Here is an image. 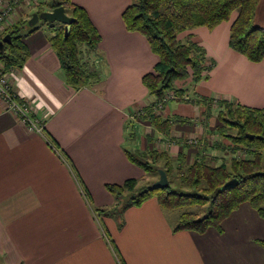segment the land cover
Wrapping results in <instances>:
<instances>
[{"label": "crops", "instance_id": "0c3cea01", "mask_svg": "<svg viewBox=\"0 0 264 264\" xmlns=\"http://www.w3.org/2000/svg\"><path fill=\"white\" fill-rule=\"evenodd\" d=\"M93 1L72 2L85 9L100 36L97 80L77 89L66 84L47 35L36 30L22 39L28 56L11 68L9 82L14 100L29 105L41 131L0 99V264H264L257 243L264 241V219L247 203L231 212L221 231L203 233L174 232L179 216L171 220L154 198L122 214L125 202L118 200L112 217L96 215L93 206L114 205L106 185L157 180L131 163L126 150L227 160L217 146L227 144L217 135L220 102L264 110V59L251 62L231 50L230 20L181 33L179 39L204 50L206 67L199 81L188 77L193 99L184 98V89V99H175L189 100L190 107L165 103L156 113L173 120L165 134L150 123L146 109L153 99L142 84L158 57L142 35L126 30L121 13L128 0ZM107 1L113 6H104Z\"/></svg>", "mask_w": 264, "mask_h": 264}, {"label": "trees", "instance_id": "16d2710c", "mask_svg": "<svg viewBox=\"0 0 264 264\" xmlns=\"http://www.w3.org/2000/svg\"><path fill=\"white\" fill-rule=\"evenodd\" d=\"M259 0H132L122 12V20L129 32L142 35L150 50L158 57L153 71L142 77V84L153 102L146 109L151 125L167 134L170 122L154 111L168 92L180 96L182 89L175 82L191 77L200 80L205 70L204 50L196 43L183 42L179 35L198 27L209 30L222 22H231L228 45L231 50L243 55L251 62L264 59V28L254 26L253 18ZM35 13L63 7L64 12L75 19L64 33V25L43 21L51 35L50 47L58 57L65 82L72 88H81L97 80L94 66H90L93 52H97L100 36L84 8L71 0H40ZM28 19L19 18L0 34V40L10 35V43L0 49V62L7 69L20 67L28 53L22 39L35 32L36 25L23 34ZM84 45L87 57L79 46ZM189 101V100H188ZM216 119L219 137L227 144L217 142L218 149L226 150L231 157L221 164H211L205 156H195L186 164L183 154L172 158L165 151L126 150L127 159L140 167L146 175H158L162 169L168 186L164 189L145 188L131 194L120 209V213L131 206H139L154 198L166 210L183 207H205V214L183 212L179 215L174 232L193 231L203 233L209 228L221 231V223L242 203H247L260 218L264 219V110L249 108L238 103L220 102ZM180 120V119H177ZM160 163V165H159ZM175 181L187 192L173 190ZM232 181V183H231ZM230 183L229 186L226 185ZM137 180L129 179L122 185H106L107 191L120 198L126 191L132 192ZM264 249V241H257Z\"/></svg>", "mask_w": 264, "mask_h": 264}, {"label": "rangeland", "instance_id": "374dc122", "mask_svg": "<svg viewBox=\"0 0 264 264\" xmlns=\"http://www.w3.org/2000/svg\"><path fill=\"white\" fill-rule=\"evenodd\" d=\"M71 1H74V2H76V1H79L80 2V0H71ZM99 2V3H101V1L100 0H94L93 1V4H95V2ZM104 2V1H103ZM108 2V1H107ZM132 2V0H128V3H127V5H125L126 7L130 4ZM106 3V2H105ZM108 6L107 5H104V6H106V7H111V6H113V4H114V1H109L108 3ZM89 6H91V5H89ZM123 6V5H122ZM126 7H123L124 9L126 8ZM123 9V10H124ZM21 11H23V13H22V17L24 18V19H31V17H32V15L35 13V8L33 7V6H31V4L30 5H28V6H25L24 8H22V10ZM122 14V13H121ZM235 13H233L232 15H231V17H230V22H232L233 20H234V18H235ZM20 18H21V16H19ZM36 26H37V30H39V31H41L42 33H43V35H47V38L49 37V35H51V33H50V31H49V28L47 27V25L42 21V20H39L36 24H35ZM253 25L254 26H258V27H262V28H264V0H259V2H258V4H257V6H256V8H255V12H254V18H253ZM34 26V25H33ZM30 27H32V26H29L28 24H27V26L23 29V30H21V33L23 34L25 31L27 32V30L30 28ZM205 28V27H204ZM230 31V30H229ZM183 42H186V40H183ZM79 50H81L83 53H82V55L83 56H85V59H86V57H87V51H85L86 50V48H85V46L84 45H81V46H79ZM96 55H97V52L95 53V52H93V56L91 57V58H89L90 59V66L92 67V65L94 66H96L97 67V65H96V62H97V60L95 59V57H96ZM94 66V67H95ZM94 70H95V68H94ZM97 70V69H96ZM190 85H192V82H191V80L189 79V78H186V79H183V80H178V81H176L175 82V87L176 88H178V87H180L181 89H184V93L186 92V93H188L187 95H184V98H186V99H193V96L190 94V92H188V86H190ZM183 97H182V99H184ZM166 103H168V105H170V103L172 104V105H175V104H178V103H182L183 105H188L189 107L191 106V104H189V103H191V102H189L188 100H169V101H167ZM164 105H165V103L162 105V108L164 107ZM162 108L161 109H158V110H156V113H159V112H161V110H162ZM218 135V134H217ZM219 136V135H218ZM223 138H221V140H222ZM190 144H194V145H196V140L195 141H188ZM138 145V144H137ZM156 151H158V150H156ZM166 152V151H165ZM231 157V155H229L228 154V156H227V159H229ZM207 161H209L208 159H207ZM186 162V164H190L192 161L191 160H188V161H185ZM211 164H213V165H215L213 162H211V161H209ZM159 165H160V163H159ZM146 175V174H145ZM152 177V179L154 178H156V179H158V175H147V177ZM170 186H171V188L173 189V190H177V191H180V192H187L188 190L186 189V188H180L178 185H177V183L175 182V181H171L170 183ZM150 183H148L147 182V180L146 181H144V180H142V179H139V183H138V185L135 187V189L132 191V192H125L120 198H116V196L115 195H113L112 193H110L109 191H107L106 190V195H108L112 200H110V202H114V205L113 206H111V207H97V205H95V206H93V210H95V213H96V215L97 216H100L102 213H103V215H105L106 217H112L113 216V210H112V207L114 208V212L117 210V207L115 206V203L119 200V201H121V203H124L125 201H126V199L131 195V194H136V193H138L139 191H141L142 189H145V188H149L150 187ZM100 199V201H102L101 200V198H99ZM104 202H106V201H104ZM205 207H183V208H178V209H173V210H169L168 211V215H169V218L172 220L173 218L176 220V218L181 214V213H183V212H196V213H198L200 216H202V215H204L205 214ZM237 223V222H236Z\"/></svg>", "mask_w": 264, "mask_h": 264}, {"label": "built area", "instance_id": "2783aa9c", "mask_svg": "<svg viewBox=\"0 0 264 264\" xmlns=\"http://www.w3.org/2000/svg\"><path fill=\"white\" fill-rule=\"evenodd\" d=\"M40 0H0V34L12 26L16 20L19 19V12L25 6L31 4L35 6ZM10 69H7L4 64L0 62V99L5 103L7 108L12 111L19 119L26 124L31 130L40 132L41 129L37 125L38 120L33 119L30 116V107L26 102L18 104L14 98L15 93L12 89V85L9 82ZM178 99V96L174 92H168L164 95L162 101L158 102L154 108L156 110L161 109L162 105L169 100Z\"/></svg>", "mask_w": 264, "mask_h": 264}, {"label": "water", "instance_id": "95a60500", "mask_svg": "<svg viewBox=\"0 0 264 264\" xmlns=\"http://www.w3.org/2000/svg\"><path fill=\"white\" fill-rule=\"evenodd\" d=\"M39 20L46 21L48 23L58 22L62 25H64V33L67 34L69 31V27L72 22L75 21L74 18L68 16L65 12L63 7H56L52 9L51 11H42L40 13H34L31 17V19L28 20V25L33 26L35 25ZM7 43H10V35L6 34L1 40H0V49L3 48V45ZM158 173V179L154 181L149 189H164L168 186V179L166 176V173L162 169L157 170ZM232 183V181H231ZM230 183L226 185L229 186Z\"/></svg>", "mask_w": 264, "mask_h": 264}]
</instances>
